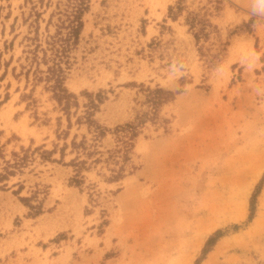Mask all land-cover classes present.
<instances>
[{"label": "rangeland", "instance_id": "374dc122", "mask_svg": "<svg viewBox=\"0 0 264 264\" xmlns=\"http://www.w3.org/2000/svg\"><path fill=\"white\" fill-rule=\"evenodd\" d=\"M73 2H0V264H264V0Z\"/></svg>", "mask_w": 264, "mask_h": 264}, {"label": "trees", "instance_id": "16d2710c", "mask_svg": "<svg viewBox=\"0 0 264 264\" xmlns=\"http://www.w3.org/2000/svg\"><path fill=\"white\" fill-rule=\"evenodd\" d=\"M87 8H88L87 0H75V2H73L72 11L70 12V15H68V24L66 26L68 28V32L65 34L64 38H61V40L63 42V47H64L63 50H65L66 48L69 47L71 41H73V43H77V41L79 39V35H80V33L83 29V26H84V21L82 19V15ZM170 10H173L172 7L170 8ZM199 21H200V19H198L197 16H192V17L188 16V18H187V22L190 24V27L192 29H195L198 26ZM62 24H63L62 26H58V27H60V28L63 27L64 21ZM207 25H209V24H206V22H205L203 27L200 28V30L203 31ZM58 33H61V32H58ZM195 37H196L197 41L200 39L199 31H195ZM40 47L42 48L41 43H37L35 50L39 49ZM42 50H44V52L46 51L43 48H42ZM57 59H58V61L54 62L55 66H52V67L49 66L48 71L51 74V77H53V78L55 77V81L57 83L58 90L66 94L67 89L64 87V81L66 79V74H65L64 68L60 64L62 62V57L59 56L58 58H54V60H57ZM159 90H162V89L159 88L158 91ZM157 104L158 103H156V105ZM90 115H92V113H89V116ZM126 126L127 127H120V126L119 127L122 129L126 128L128 130H132V134L135 135L136 131H135L134 124L129 123V124H126ZM124 142L126 143L127 149H129V147L131 146V142H129V141H124ZM74 164H78V162L74 163ZM79 164L82 166V165H84V162H80ZM122 177H123V170L120 171L119 173H117L115 176H113V180H117V179H120ZM74 181L77 184L80 183L79 179H74ZM263 183H264V175H263L257 189L255 190V192L251 198V205H250L251 213L249 215V221L252 220L254 215H255L256 198H257L258 193L261 190ZM222 235H224L223 230H217L213 235H211L208 238L206 245L204 247V250H203L204 253H207L211 249V247L216 243L217 239L219 237H221Z\"/></svg>", "mask_w": 264, "mask_h": 264}, {"label": "crops", "instance_id": "0c3cea01", "mask_svg": "<svg viewBox=\"0 0 264 264\" xmlns=\"http://www.w3.org/2000/svg\"><path fill=\"white\" fill-rule=\"evenodd\" d=\"M0 2H2V0H0ZM2 46H3V43L0 42V51L2 49ZM4 72H5L4 70L0 69V88H1V85L4 83V78L2 79ZM12 80L16 81V87L14 88L13 91H11ZM5 81L8 84L7 89L5 88V90L6 92H10V93H9V97L7 98V100L0 107V111H10L12 115L14 113L21 112L23 113L21 115V118L25 119L27 116L25 111H28L27 103L24 102L21 97H22L23 92H25L27 89L26 85L23 88H21V82L15 78L14 74H11L10 76L5 74ZM33 88L34 87L31 86L29 90H32Z\"/></svg>", "mask_w": 264, "mask_h": 264}]
</instances>
